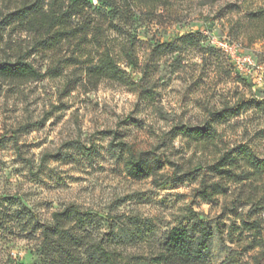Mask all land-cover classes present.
Wrapping results in <instances>:
<instances>
[{
    "label": "rangeland",
    "instance_id": "rangeland-1",
    "mask_svg": "<svg viewBox=\"0 0 264 264\" xmlns=\"http://www.w3.org/2000/svg\"><path fill=\"white\" fill-rule=\"evenodd\" d=\"M85 1L92 11L100 7L99 0ZM170 2L158 20L137 13L129 29L146 70L133 76L145 75L142 83L148 80L157 109L138 91L108 80L95 89L65 95L66 83L80 77V72L58 62L69 56L66 51L30 56L42 72L50 70L46 77L0 86V264H51L40 254L38 234L23 231L25 221L31 214L36 221L50 223L51 214L68 205L97 214L105 232L116 224V234L125 241L135 221L150 230L144 242L118 245L124 258L147 257L161 234L192 207L207 216L213 229L207 264H221L227 256L232 245L225 234L233 216H222V198L211 204L195 200L197 182L174 186L167 179L173 172L168 166L154 177L129 178L103 135L111 131L137 142L144 152L156 148L160 161L206 163L211 155L193 156L187 140L173 137L171 128L176 123L198 125L207 111L236 96L264 97V39L251 41L235 23L243 22L249 12L264 10V0ZM188 33L196 35L197 46L178 40ZM4 35L0 58L13 57L12 46L27 48L32 43L20 27L7 28ZM176 46L184 51L170 53ZM120 64L124 67L123 60ZM232 124L224 133L225 142L252 140L264 149V142L254 137L264 129V119L249 111Z\"/></svg>",
    "mask_w": 264,
    "mask_h": 264
},
{
    "label": "trees",
    "instance_id": "trees-1",
    "mask_svg": "<svg viewBox=\"0 0 264 264\" xmlns=\"http://www.w3.org/2000/svg\"><path fill=\"white\" fill-rule=\"evenodd\" d=\"M99 3L95 12L85 0H0V46L5 43L6 29L12 27H20L32 40L27 48L19 45L9 48L13 57L5 54L0 58V86L22 85L46 77L50 70L42 72L29 60L30 56L66 51L69 56L58 62L80 72V77L66 83L65 95L80 88L95 89L108 80L138 91L141 99L157 109L148 80L142 83L145 75L140 79L133 76L146 70L140 65L136 39L129 29L137 13L150 21L161 18L160 11L170 8V0H99ZM235 23L251 41L264 39L262 8L245 14L243 22ZM178 40L182 45L187 42L189 47L197 46L193 33ZM183 51L176 46L170 53ZM249 111L264 119V97L236 96L233 102L207 111L205 120L198 125L176 123L171 128L169 133L173 137L187 140L193 156L211 155L206 163L199 159L196 162L189 159L186 165L168 158L160 161L156 148L144 152L137 142L111 131L103 132L109 138V150L122 160L129 178L154 177L168 166L173 172L167 179L174 186L197 182L193 190L195 200L211 204L223 199L222 216L227 213L233 218L225 234L232 247L227 248L221 264H264V149L260 150L252 140L230 144L224 139L226 129L233 127L232 121ZM254 137L264 142V129L257 130ZM11 138L17 145L16 138ZM26 219L23 231L38 234L40 254L51 264H207L213 236L207 216L186 207L181 219L161 234L158 246L152 247L147 257L124 258L117 251L118 245L144 242L146 232L150 231L142 230L136 221L133 231H125V241L116 234V224H110L105 232L97 214L77 205L53 212L50 223L36 221L31 214Z\"/></svg>",
    "mask_w": 264,
    "mask_h": 264
},
{
    "label": "built area",
    "instance_id": "built-area-1",
    "mask_svg": "<svg viewBox=\"0 0 264 264\" xmlns=\"http://www.w3.org/2000/svg\"><path fill=\"white\" fill-rule=\"evenodd\" d=\"M223 47H225V48H226V50H227V48H228V47H227V44H223Z\"/></svg>",
    "mask_w": 264,
    "mask_h": 264
}]
</instances>
